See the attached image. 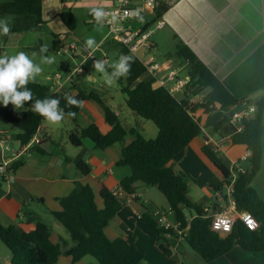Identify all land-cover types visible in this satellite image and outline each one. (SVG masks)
<instances>
[{
    "label": "crops",
    "instance_id": "obj_1",
    "mask_svg": "<svg viewBox=\"0 0 264 264\" xmlns=\"http://www.w3.org/2000/svg\"><path fill=\"white\" fill-rule=\"evenodd\" d=\"M7 1L10 0H0V5ZM115 2L116 0H43L42 22H37L33 13L0 10V19H7L11 26L9 35L0 34V56H11L20 51L27 53L43 69L35 80L50 85L54 91L70 95H76L81 91H94L118 113L124 126L127 128L136 126L146 137L154 138L158 135V126L153 120L137 115L130 108L119 80L111 86L107 85L104 75L94 70V60L84 58L83 45L90 36H94L98 44V47L92 50L94 58L107 59L106 63L111 64L114 62L111 52L120 56V47L109 34L108 26L104 21L102 26L98 25L91 15V9L101 7L106 10ZM65 10H72L77 17L74 30H71L62 19L61 14ZM154 19L155 11L147 10L141 20L132 24L135 27L145 26ZM161 20L163 25L159 28L173 40L175 49L165 58H161L159 43L154 39L157 32L154 31L151 35L153 42L151 51L140 48V55L153 53L164 66H175L179 75H189L181 63L182 59L175 55L177 41L183 40L239 99L238 104L227 108L217 107L210 112H206L204 107L197 106L194 112L201 118L204 132L196 136L170 161V165L177 173L191 176L190 198L211 205L216 198L210 180L222 176L220 170L203 152V146L208 144L216 148L219 145L218 152L224 163L234 172L237 166L245 170L250 166L249 158L243 157L250 152L248 146L245 143H235L231 139H223L214 128L225 115L238 109L243 100L256 103L264 100V0H175ZM72 42H76L78 48L69 52L63 51V48ZM44 45L48 46V52L41 54L40 48ZM42 55L55 57V62L51 65L41 64ZM81 62L84 63L86 71L77 73L75 82L66 80L67 73ZM166 71L165 68L157 74L162 75ZM58 72L64 74L62 79L56 77ZM152 78L148 73V77L143 74L140 79ZM56 81H59L61 86L54 87ZM209 90L210 88H205L193 95L183 89L173 94L178 98L188 96L192 104H199L204 102V96ZM0 107L14 108L11 103L7 106L0 103ZM29 107L27 103V106L21 109ZM62 121L65 125V134L61 140L58 139V135L50 134V128L59 125L50 126L42 122L40 127L44 133L43 142L50 141L49 149L41 144L23 153L17 160L20 163L15 168L16 177L13 182L0 176V223L17 224L27 231L35 229L38 220L44 221V217L49 218V214L53 215L52 210L61 208L59 199L68 195L79 182L88 183L93 187L97 203L103 207L101 190L104 187L112 190L121 185L123 178L132 174L131 166L121 164L120 160L123 157L124 145L133 141V135L129 134L124 142L114 143L105 148L98 147L90 137H82L80 144L70 140L69 135L75 128L97 124L103 132L111 129L100 102L92 98L85 99L75 122L66 117ZM0 129L9 130L3 125H0ZM16 131L18 132V129ZM217 140L221 141L220 144ZM16 141L18 146L17 138ZM1 159L0 153V161ZM81 159L91 166L88 174L82 173L78 168ZM141 182L143 181L136 183L138 198L124 203L106 227V233L111 238L128 236L130 232L135 235L136 245L145 254L140 264H264V250L248 251L239 244L210 261L204 260L185 241L178 244L175 239H170V243L176 246V252L174 254L165 252L152 241L141 219L146 211L162 209L151 201V198L155 200L151 193L152 188L141 185ZM252 183L264 200V153L261 167ZM165 210H170L169 206ZM50 227L54 242L63 239L65 248L72 244L68 243V234L58 224ZM88 256L89 254L74 261L72 257L62 254L58 264L97 262L92 259L87 261ZM4 264H12L11 256L5 259Z\"/></svg>",
    "mask_w": 264,
    "mask_h": 264
},
{
    "label": "trees",
    "instance_id": "obj_2",
    "mask_svg": "<svg viewBox=\"0 0 264 264\" xmlns=\"http://www.w3.org/2000/svg\"><path fill=\"white\" fill-rule=\"evenodd\" d=\"M43 0H10L0 5V10L11 13H33L36 21L42 22ZM175 0H158L155 8V19L145 25L150 27L162 18ZM63 21L71 30L77 25V17L72 10L61 14ZM119 55H129L133 58L131 70L127 76L119 78L122 90L126 94L128 105L134 112L151 119L159 128L154 138L146 137L136 127L127 128L123 125L118 113L94 91L79 92L74 96L82 101L95 99L102 104L105 117L111 129L103 132L97 124L75 128L69 137L73 143L80 144L82 137H90L98 147L105 148L111 144L124 142L131 134L134 139L124 145L121 164L130 165L132 174L122 179L121 185L127 192L136 191V183L143 181L150 186H157L169 203V208L176 218L187 226L185 242L204 260L210 261L230 251L236 244L248 251L264 250V200L253 185V179L259 171L263 160L264 136V100L259 101L254 117L245 120L244 128L238 130L230 122V114L225 115L215 126L214 131L235 143H245L250 151V166L245 171L235 168L234 198L239 210L250 211L260 222L257 228H251L242 219H238L231 232L220 234L212 228V219L216 211L221 210L217 199L211 205L193 201L189 196V181L191 176L177 173L170 161L182 151L196 136L201 135L203 124L195 114L197 106L210 112L217 107L227 108L238 104L239 99L227 85L208 67L197 53L183 40L177 41L175 55L187 69L190 80L186 86L187 93L196 95L205 88L210 90L204 96V102L192 104L189 97H176L168 87L158 84L154 78L140 79L146 72L141 59L131 53L129 48L119 42ZM172 55V54H171ZM33 93V101H28V109L0 107V120L9 122L11 127L18 129L17 139L28 142L44 117L32 111L35 99L58 98L64 117L74 122L80 107L68 106L61 91H54L46 83L35 80L27 84ZM189 95V94H188ZM75 113V116L69 115ZM203 152L220 170L222 178L213 177L210 180L214 190H224L230 183L233 171L224 163L220 153L208 144L203 146ZM20 161L14 163L15 167ZM78 168L84 174L91 171L90 164L81 159ZM103 207L96 200L93 187L88 183H77L73 190L61 197V208L52 210L55 218L69 231L73 243L64 247V241L54 242L52 230L48 223L38 220L36 228L27 231L17 224L4 225L0 223V238L11 251L12 264H58L59 257L66 254L74 261L85 255H93L97 262L92 264H140L145 254L136 245L135 235L111 238L106 233V227L114 215L125 203V197L113 194L104 187L101 190ZM146 231L152 241L165 252L172 254L166 230L160 226L151 211H146L141 217Z\"/></svg>",
    "mask_w": 264,
    "mask_h": 264
},
{
    "label": "built area",
    "instance_id": "obj_3",
    "mask_svg": "<svg viewBox=\"0 0 264 264\" xmlns=\"http://www.w3.org/2000/svg\"><path fill=\"white\" fill-rule=\"evenodd\" d=\"M158 0H116L115 4L104 10L106 13L105 24L108 26L109 34L119 43L127 46L131 53L138 56L146 67V72L150 73L155 81L163 86L169 88L172 93L179 90L186 89V86L190 80V75L181 76L178 74V68L175 66H164V64L158 60L155 54L148 53L146 56H141L139 54L140 48H145L149 52L153 47V42L151 41V35L155 28L162 27L163 20L159 19L154 22L150 27L145 28V26H139L135 28L132 25V21L142 18L147 10H154L157 7ZM78 48L76 42H72L70 45H66L63 51L69 52ZM85 60H95L94 52L90 50L84 53ZM101 60V59H96ZM102 61H107L102 60ZM166 68V73L158 75L157 73L162 72ZM86 71V67L83 62L78 64L72 71H69L66 76V80L75 82V75L77 73H83ZM57 78L62 79L64 74L58 72ZM56 81L54 87L61 86V83ZM258 110V104L256 102L243 100L241 106L230 113V122L238 129L242 130L244 128L245 120H248L255 116ZM8 131L0 129V176L9 181L13 182L16 177L15 165L14 163L21 157L23 153H26L30 148L39 146L43 142L44 133L39 126L36 132L33 134L28 142H22L17 139L19 144H13L9 140ZM223 138V137H222ZM224 139V138H223ZM207 143L209 140L206 141ZM220 144V140H217ZM219 145L215 150H219ZM250 152L245 154L244 159H248ZM239 167L240 170L245 171L244 168ZM237 173L233 171V177L230 183L226 184L225 189L215 190V198L219 201L221 205V210L214 213L212 219V228L218 231L222 235H226L232 231L235 222L238 219H242L246 224L247 218H251L254 227L257 228L260 225L258 219L247 210H239L237 207L236 200L234 198V182ZM113 194L125 197V203H128L136 198H138V193L127 192L123 189L122 185H119L112 189ZM153 215L157 219L160 226L166 230V236L169 239H175L179 244L185 241V234L187 231V226H183L182 221L176 218L175 214L171 210H162L156 208L152 211ZM219 225V227H217ZM227 225V227H225ZM172 254L176 252V246L169 244Z\"/></svg>",
    "mask_w": 264,
    "mask_h": 264
},
{
    "label": "clouds",
    "instance_id": "obj_4",
    "mask_svg": "<svg viewBox=\"0 0 264 264\" xmlns=\"http://www.w3.org/2000/svg\"><path fill=\"white\" fill-rule=\"evenodd\" d=\"M91 15L96 23L102 26L106 19V13L101 7L91 9ZM11 26L7 19H0V34L9 35ZM98 47L94 36L88 37L83 45V51L90 54V50ZM41 54L48 52V46L40 48ZM133 58L129 55L121 54L118 60L107 64L102 60H94L93 68L96 72L104 75V81L111 86L119 78L127 76L131 70ZM55 62V57L42 55L41 64L51 65ZM111 69L109 72L108 69ZM43 69L25 52L20 51L11 56H0V103L7 106L11 103L16 110L24 107L25 102L33 101V93L27 88L29 82H34L36 77L42 73ZM64 99L68 106H81L82 101L74 96L65 93ZM32 111L43 116L53 124L60 123L64 118V110L60 108L58 98L35 99L31 105ZM75 116V113H69Z\"/></svg>",
    "mask_w": 264,
    "mask_h": 264
},
{
    "label": "rangeland",
    "instance_id": "obj_5",
    "mask_svg": "<svg viewBox=\"0 0 264 264\" xmlns=\"http://www.w3.org/2000/svg\"><path fill=\"white\" fill-rule=\"evenodd\" d=\"M138 20H141L138 19ZM138 20H135V21H132L133 22H137ZM133 25V24H132ZM135 27V26H134ZM138 27V26H137ZM135 27V28H137ZM154 31H156L157 33L154 35V39L158 41L159 43V46H160V53H159V56L161 58H165L166 55L170 52V51H173V49H175V43L173 42L172 39L168 38V35L165 33L163 34V30L162 28H155ZM140 54V52H139ZM111 56L113 57V60L116 61L118 60L119 56H117L115 54V52H111ZM144 75L146 77H148V72H145ZM27 103L28 102H25V106H27ZM29 104V103H28ZM65 118V117H64ZM66 118H69V117H66ZM2 121V120H0ZM43 123L45 124H48V125H55L51 122H49L48 120H46L44 118L43 120ZM0 125H3L5 127H8L9 130H8V133L7 135H9V140L10 142H12L13 144H17V141H16V137H17V134L18 132L16 131L17 128H13L11 127L10 123L9 122H6V121H2L0 122ZM56 128H50V134H54V135H58V139L61 140L65 134V125H64V121H61L60 123H58ZM54 127V126H53ZM45 137H46V134H45ZM246 163V162H245ZM2 178V177H1ZM3 179V178H2ZM141 185L143 186H146V187H150L152 188L151 189V193L154 195L155 197V200L154 198H151L152 202L154 203V205L158 206V207H161L162 210H165L168 206H169V203H168V200L165 196V194L159 190V188L157 186H150V185H147L145 184L144 182H141ZM165 208V209H163ZM43 220L45 222H47L48 224L52 225V226H56V224H58L62 230H64V232H66L68 234V239H69V242L68 243H73V240L71 238V235L69 233V231L64 227V225L60 222H58V220L55 218L54 215H50L49 214V218L48 217H44ZM196 252V251H195ZM197 253V252H196ZM10 257L11 256V251L9 249V247L2 241V239L0 238V263L1 264H4L5 262V259L7 257ZM93 260V261H96V257H94L93 255H89L87 257V261H90V260Z\"/></svg>",
    "mask_w": 264,
    "mask_h": 264
},
{
    "label": "snow or ice",
    "instance_id": "obj_6",
    "mask_svg": "<svg viewBox=\"0 0 264 264\" xmlns=\"http://www.w3.org/2000/svg\"><path fill=\"white\" fill-rule=\"evenodd\" d=\"M247 222H248L249 227H254V224L251 218H247ZM217 227H219V225H217ZM225 227H227V225H225Z\"/></svg>",
    "mask_w": 264,
    "mask_h": 264
},
{
    "label": "water",
    "instance_id": "obj_7",
    "mask_svg": "<svg viewBox=\"0 0 264 264\" xmlns=\"http://www.w3.org/2000/svg\"><path fill=\"white\" fill-rule=\"evenodd\" d=\"M42 144L45 148L49 149L50 141H44Z\"/></svg>",
    "mask_w": 264,
    "mask_h": 264
}]
</instances>
